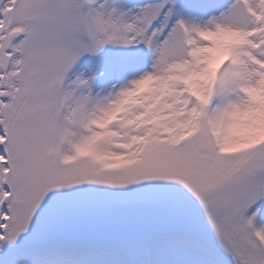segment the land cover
Wrapping results in <instances>:
<instances>
[{
	"label": "snow or ice",
	"instance_id": "obj_1",
	"mask_svg": "<svg viewBox=\"0 0 264 264\" xmlns=\"http://www.w3.org/2000/svg\"><path fill=\"white\" fill-rule=\"evenodd\" d=\"M0 264H264V0H0Z\"/></svg>",
	"mask_w": 264,
	"mask_h": 264
}]
</instances>
